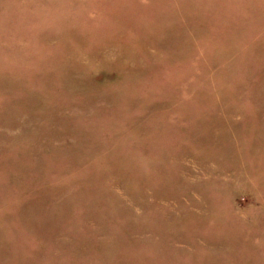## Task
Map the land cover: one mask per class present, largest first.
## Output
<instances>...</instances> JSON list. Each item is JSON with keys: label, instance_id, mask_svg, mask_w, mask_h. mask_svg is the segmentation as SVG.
<instances>
[{"label": "rangeland", "instance_id": "1", "mask_svg": "<svg viewBox=\"0 0 264 264\" xmlns=\"http://www.w3.org/2000/svg\"><path fill=\"white\" fill-rule=\"evenodd\" d=\"M0 264H264V0H0Z\"/></svg>", "mask_w": 264, "mask_h": 264}]
</instances>
